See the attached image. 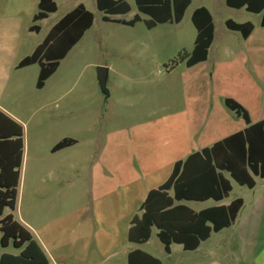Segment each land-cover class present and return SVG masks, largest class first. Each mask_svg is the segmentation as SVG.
Masks as SVG:
<instances>
[{
    "label": "rangeland",
    "instance_id": "374dc122",
    "mask_svg": "<svg viewBox=\"0 0 264 264\" xmlns=\"http://www.w3.org/2000/svg\"><path fill=\"white\" fill-rule=\"evenodd\" d=\"M78 3L84 4L94 15L93 26L61 62L57 72L46 82L45 89L39 92L41 96L47 97L50 105L43 110L28 112L23 107L31 96L29 91L16 97L6 91L0 104L8 108L11 114L25 115L22 120L27 156H33L38 151L51 159L53 155L50 150L55 142L66 136L78 138L79 146L75 148L80 159L77 172L69 174L62 182L57 180L60 178L57 174L45 176L47 197L57 202V197L62 195L64 200L67 193L68 206L60 209L62 213H76L83 206V215L94 218L92 204L103 195L101 190H105L104 186L99 188L94 184L96 151L115 149L113 152L120 157L125 151L122 144L129 139L133 151L137 143H141L146 145L150 154L153 147L159 152L170 154L176 136L185 130L189 106L220 105L225 96L222 93L243 97V91L227 84L228 78L239 76L240 67L231 64V68L226 71L232 59L222 60L220 52L224 50L226 41H230L231 48L238 51L244 41L238 34L228 32L224 22L227 19L250 21L257 27L254 39L259 40L264 39V14L255 15L245 10L227 8L224 0H195L180 24L166 23L148 30L143 20L149 17L139 12L136 0H128L130 13L109 16L112 20L109 22L103 20L105 14L97 9L96 0H60L58 12L47 21L36 23L42 31L28 39L27 44L41 41L53 24ZM198 7L210 10L215 22V41L209 60L190 68L186 64L185 54H190L194 48L197 32L191 22V14ZM135 15H139L142 20L135 26L113 21H130ZM220 62L227 65L219 66ZM99 67L108 69L107 89L110 96L107 99L100 89L97 76ZM218 70L220 72L217 74ZM245 78L249 79L248 76ZM223 87H227V90L220 92L219 88ZM66 107L68 111L65 112ZM56 161L61 163V158ZM116 163L119 174L124 169L125 161L118 159ZM136 166L133 161V168ZM231 182L234 189L226 203L238 197H244L246 201L252 197L248 187L240 186L234 180ZM115 183L121 189L124 185L123 176H118ZM213 203L188 205L194 210H202ZM114 210L117 216L125 212L119 206ZM6 213L17 215L16 211L12 213L8 210ZM215 239L214 246L218 247L223 240L217 244L219 240ZM139 248L156 257L163 258L165 255L156 229L151 240ZM3 252L18 254L20 251L12 246L7 250L0 247V256Z\"/></svg>",
    "mask_w": 264,
    "mask_h": 264
},
{
    "label": "crops",
    "instance_id": "0c3cea01",
    "mask_svg": "<svg viewBox=\"0 0 264 264\" xmlns=\"http://www.w3.org/2000/svg\"><path fill=\"white\" fill-rule=\"evenodd\" d=\"M59 1H56L57 12ZM194 1L187 8L184 17ZM39 2L40 0H0V100L6 91H9L14 97L29 91L31 96L27 102H24L23 107L28 112L33 109H46L50 102L46 96H41L39 93L45 89L46 84L43 89L37 88L39 64L25 68H18V65L35 52L55 24L82 4L78 3L72 11L53 24L41 41L28 45L27 40L34 35H39L42 31L41 26L39 32L32 31ZM224 2L227 8L234 9L226 4V0ZM199 8L201 7L194 11ZM234 10L246 11L245 8ZM194 11L191 14V22ZM54 14L42 21H47ZM263 14L264 11L255 15ZM228 20L238 24L250 21L225 20L224 24L228 32L238 34L244 41V45L238 51L236 48H231L230 41H226L224 50L220 52L222 60L232 59V62L228 63L226 71L231 68V64L240 67L239 76L230 75L232 78H228V76L227 84L243 91L245 95L235 97L222 93L221 95L225 96L222 97L220 105L189 106L186 110L185 130L176 136L170 154L159 152L155 147L150 154L146 145L143 146L141 143H137L136 150L133 151L129 139L122 144L125 151L119 155L120 157L113 152L115 149L96 151L94 184L99 188L104 186L105 190H101L103 195L99 196L92 204L95 209L94 218L83 215L85 212L83 206L79 212L64 211L62 213L60 209L63 206H68L67 193L64 200H62V195L57 197V202H52L53 200L47 197L48 186L44 181L45 176L57 174L60 177L57 180L62 182L66 176L77 172V163L80 159L75 148L79 146L78 138L66 136L55 142L50 150L53 155L51 159L38 151L33 156L30 154L27 156L23 149L17 203L15 210L11 211L12 213L16 211L17 215H11L30 232L34 242L48 258V264H128L129 253L134 250L143 251L139 247L146 245L151 240L140 245L130 243L128 240L131 222L135 216L142 214L140 209L148 194L168 181L177 162L184 161L190 155L210 148L216 142L243 131L247 127L243 118L226 107V99L233 98L232 100L241 104L248 112L252 123L264 120V39H254L257 27L253 23L254 30L247 39H244L239 32L227 28ZM140 21L142 22L141 19ZM213 45L214 42L210 50L213 49ZM210 50L205 62L209 60ZM220 65L227 64L220 62ZM220 70L217 71V74ZM246 76L249 79H246ZM219 90L224 92L227 87L219 88ZM67 109L66 107L64 111H68ZM0 112L23 127L22 119L25 115L11 114L8 108H4L1 104ZM64 139H71L76 143L71 147L53 152V148ZM60 158L61 163L56 161ZM118 159L125 161L124 169L119 174L116 163ZM166 159L168 161H165ZM133 161L137 164V168H133ZM118 176H123L124 185L121 189H118L115 183ZM225 176L229 179V176ZM230 181L232 180L230 179ZM233 189L232 185V191ZM250 191L252 197L247 201L244 197L233 199L240 198L244 201V206L233 226L212 234L208 240L200 244L198 249L186 251L181 244H173L170 253H167L163 245L165 254L163 258L156 257L146 251L143 252L159 259L161 264H264V179L256 178V186ZM230 197L231 194L222 202H215L211 199L206 202H184V204L189 206L188 203L213 201V205L207 208L227 206L233 201L230 200L226 203ZM117 206L124 209L123 215H116L114 209ZM50 207L52 208L50 209ZM7 211H5V216L10 215V213H6ZM103 212H107V214L104 215ZM153 234L154 229L152 236ZM215 238L219 240L217 244L223 240L218 247L214 246ZM2 249L7 250L8 248ZM3 254L10 253L3 252L1 256Z\"/></svg>",
    "mask_w": 264,
    "mask_h": 264
},
{
    "label": "trees",
    "instance_id": "16d2710c",
    "mask_svg": "<svg viewBox=\"0 0 264 264\" xmlns=\"http://www.w3.org/2000/svg\"><path fill=\"white\" fill-rule=\"evenodd\" d=\"M57 0H40L38 13L34 17L33 32H39L37 22L47 19L57 12ZM193 0H136L139 12L149 19L144 20L148 30L166 23L179 24ZM234 9L245 8L253 14L264 11V0H226ZM97 9L104 13L103 20L112 21L109 16L126 15L131 12L128 0H96ZM139 15L131 21L113 20L127 26L141 22ZM94 15L84 5L53 26L44 42L35 52L21 61L18 68L39 64L40 72L37 88L43 89L53 76L60 62L93 26ZM192 24L197 35L194 48L187 57L186 64L193 67L208 59L214 42L215 25L207 8L194 11ZM229 30L239 32L247 39L254 25L250 22L238 24L226 22ZM184 60V59H183ZM226 107L243 118L247 127L238 133L216 142L210 148L190 155L175 164L168 181L152 190L140 211L135 216L128 232V240L133 244L147 243L156 229L165 251L170 253L173 244H181L186 251H194L212 234L233 226L244 206L243 199L233 200L229 205L193 210L184 202H222L232 192L231 180L243 187L253 189L256 178L264 179V120L252 123L246 109L232 99H226ZM24 129L8 116L0 112V247H14L18 255L3 254L0 264H48V258L34 242L30 232L13 216H5V211L16 208L24 149ZM76 142L64 139L53 152L71 147ZM229 176V179L225 176ZM128 264H161L160 260L141 250L129 253Z\"/></svg>",
    "mask_w": 264,
    "mask_h": 264
},
{
    "label": "water",
    "instance_id": "95a60500",
    "mask_svg": "<svg viewBox=\"0 0 264 264\" xmlns=\"http://www.w3.org/2000/svg\"><path fill=\"white\" fill-rule=\"evenodd\" d=\"M262 27H264V17H263V21H262ZM97 76H98L100 89L107 99L110 96V93L107 89L108 69L104 68V67H99L97 69Z\"/></svg>",
    "mask_w": 264,
    "mask_h": 264
}]
</instances>
